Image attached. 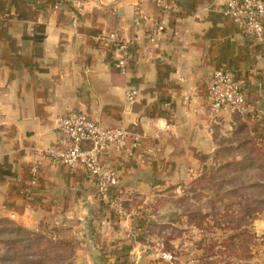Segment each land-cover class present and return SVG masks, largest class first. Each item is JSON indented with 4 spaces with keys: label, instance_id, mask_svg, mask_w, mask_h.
Segmentation results:
<instances>
[{
    "label": "crops",
    "instance_id": "crops-1",
    "mask_svg": "<svg viewBox=\"0 0 264 264\" xmlns=\"http://www.w3.org/2000/svg\"><path fill=\"white\" fill-rule=\"evenodd\" d=\"M79 1L80 12L68 0H0V218L62 229L77 244L74 264H143L137 213L116 217L82 169L60 163L44 161L29 188L32 150L53 143L58 118L77 111L135 145L131 156H102L119 174L109 192L123 206L167 177L193 178L212 161L219 132L243 124L264 147V118L207 114L217 70L244 82L246 104L264 113V50L223 15L225 0H164L166 10L154 0ZM156 26L163 31L150 43ZM113 32L132 43L122 71ZM253 226L264 234V215Z\"/></svg>",
    "mask_w": 264,
    "mask_h": 264
},
{
    "label": "rangeland",
    "instance_id": "rangeland-1",
    "mask_svg": "<svg viewBox=\"0 0 264 264\" xmlns=\"http://www.w3.org/2000/svg\"><path fill=\"white\" fill-rule=\"evenodd\" d=\"M218 139L212 161L195 177H167L127 202L123 211L137 213L143 264H264V234L253 226L264 215V158L248 145L243 124ZM65 234L0 218V264H74L77 244Z\"/></svg>",
    "mask_w": 264,
    "mask_h": 264
},
{
    "label": "built area",
    "instance_id": "built-area-1",
    "mask_svg": "<svg viewBox=\"0 0 264 264\" xmlns=\"http://www.w3.org/2000/svg\"><path fill=\"white\" fill-rule=\"evenodd\" d=\"M81 11L79 0H68ZM156 6L168 9L164 0H154ZM223 15L242 29L244 34L256 42L264 50V4L262 0H225L222 10ZM163 28L156 26L149 38L154 43L157 34ZM107 40L114 43L121 52L113 67L122 71L132 47L131 41L122 39L117 32L107 34ZM264 54V53H263ZM245 83L235 81L226 70L215 71L208 87L209 106L207 114L211 119L218 118L221 114H229L240 119L249 118L260 121L264 118L261 110L251 109L245 100ZM136 90L125 91L127 102L135 100ZM168 104V103H167ZM165 104V106H167ZM57 139L45 146L36 147L31 152V167L29 188L35 186L39 169L44 161L60 163L70 169H82L93 181L97 195L107 202L109 207L119 217L125 212L122 208V196H110V189L116 186L119 174L108 165L103 164L102 156L110 151L127 152L132 155V149L127 144V133L120 128H103L88 116L72 111L58 118L56 123Z\"/></svg>",
    "mask_w": 264,
    "mask_h": 264
},
{
    "label": "trees",
    "instance_id": "trees-1",
    "mask_svg": "<svg viewBox=\"0 0 264 264\" xmlns=\"http://www.w3.org/2000/svg\"><path fill=\"white\" fill-rule=\"evenodd\" d=\"M234 118H237V117H234ZM237 119H240V118H237ZM247 143H248V145H250V147H252V151L255 154H261V156L264 158V147L263 146H260L259 143L255 142L253 140H251V141H249ZM260 182L261 183L259 184V187H262L261 185L264 184V182H262V181H260ZM123 203H124V201H123ZM123 203H122V208L124 209L126 206H128V204L126 203V205L123 206ZM248 212H249V210H245V213H248ZM242 233H244V232H242Z\"/></svg>",
    "mask_w": 264,
    "mask_h": 264
}]
</instances>
